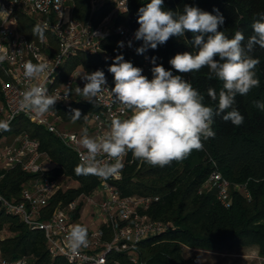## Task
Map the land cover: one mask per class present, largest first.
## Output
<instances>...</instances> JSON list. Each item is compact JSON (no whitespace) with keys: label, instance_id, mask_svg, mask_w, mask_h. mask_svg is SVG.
<instances>
[{"label":"trees","instance_id":"trees-1","mask_svg":"<svg viewBox=\"0 0 264 264\" xmlns=\"http://www.w3.org/2000/svg\"><path fill=\"white\" fill-rule=\"evenodd\" d=\"M74 18L87 21L90 19L89 0H74ZM150 0H129L128 11L119 15L118 23H124L138 30V10ZM185 5L197 7L216 15L218 10L224 17L220 27L231 38L236 31H242L247 38L254 34L252 24L257 13L264 12V0H164V10L182 12ZM104 5L91 19L98 24L108 11ZM18 29L30 40H37L34 33L37 23L22 11L15 12ZM40 27V26H39ZM41 28V27H40ZM47 34L43 30V35ZM50 41L55 44L52 35ZM192 34L185 37H171L157 49H148L151 57H156V64L171 70L174 75H181L192 86L205 95V104L215 109L217 102L207 97V89L214 88L219 93L222 82L208 78V68L199 72L178 73L169 64L177 53L194 51L190 41ZM105 59L100 54H85L70 58L63 71L68 76L74 67L101 68L110 83L114 77L108 71L115 56L123 55L126 61L137 64L139 59L133 54L117 49L115 36L103 42ZM260 63L256 68L259 87L253 88L246 96L237 95L234 107L244 116L240 126L225 122L221 116L214 117L212 125L215 137L204 142L203 150L193 151L186 159L165 167L152 166L143 161L126 162L122 169V179L117 187L123 196H158L146 212L167 228L136 245L137 261L131 262L129 254L117 256L122 264H191L192 259L185 256L187 249L223 251L257 247L261 264H264V111L253 107L254 101L264 102V49L256 46L252 53ZM73 109L81 112L79 119L70 122ZM89 103H73L64 113L65 122L61 128L78 130L83 125L86 112L96 111ZM9 127L15 133L27 131L38 138L40 148L46 151L55 167L49 174L55 177L77 181L78 189L60 190L50 202V210L56 205L66 204L78 193H90L99 183L95 175H78L75 168L80 164L74 151L66 148L57 137L44 127L33 124L23 116H18ZM8 127V128H9ZM7 128V129H8ZM45 130H44V129ZM129 156L132 157L131 152ZM213 169H217L230 182V206L225 207L217 198L216 190L207 183ZM32 175L13 168L5 173L0 182V191L6 196L18 197L21 189ZM65 180V179H64ZM74 214V217H76ZM8 234L0 240L3 257L16 259L28 256L33 264H56L50 256L44 234L31 231L19 218L11 216L0 219V231ZM113 264V262H109Z\"/></svg>","mask_w":264,"mask_h":264},{"label":"built area","instance_id":"built-area-1","mask_svg":"<svg viewBox=\"0 0 264 264\" xmlns=\"http://www.w3.org/2000/svg\"><path fill=\"white\" fill-rule=\"evenodd\" d=\"M128 3L129 0H89L90 19L81 21L74 18V0H0V56L6 57L0 62V124L8 128L18 116H23L52 133L66 148L74 151L81 162L80 153L85 149L80 140L84 130H87L90 137L102 135L109 130L112 119H124L131 113H122L119 103L114 102L108 92H104L93 102H87L97 110L85 113L81 128H61L60 125L66 120L60 111L85 99L82 93L76 91L77 87L82 89L86 83L83 76L102 70L80 65L63 77L67 61L80 54H100L105 59H111L112 56L104 55L102 46L104 40L114 35L117 49L136 56L139 61L133 66L141 68L142 74L149 80L153 78L151 69L154 65L148 50L144 54L136 52V48L143 43L134 39L136 30L124 23L117 24L119 15L128 11ZM104 5L109 10L98 24H94L91 17ZM17 11L24 12L47 32L44 39L39 37L30 40L18 29ZM49 35H52L54 45ZM129 41H132V47H128ZM119 42H124L123 48L118 46ZM29 61L33 64L47 63L49 71L31 81L26 79L23 65ZM106 80L109 89L114 87L107 77ZM34 85L45 86L48 94L53 96H63L67 91L69 97L58 100L43 115L21 110V94ZM74 121L76 119L73 120L71 116L70 122ZM6 131L0 130V182L5 173L13 168H19L32 175V178L21 189L18 197H6L0 191V209L9 216L19 218L31 231H41L53 260L57 261L61 257L65 260L63 264H122L117 256L129 254L130 261L135 263L136 245L167 228L166 224L154 220L146 212L153 202L159 200L158 196H123L120 193L116 183L122 179V171L106 182L98 177L99 183L90 193H78L68 203L56 205L50 210L52 199L61 189H70L73 181L64 178V182L61 177L49 174V169L55 167V164L49 154L41 150L38 138L27 131L9 136ZM98 158L107 159L103 154ZM122 162L123 165L126 162L132 163L133 158L128 153ZM207 183L215 188L221 204L229 207L230 182L221 172L213 169ZM86 211L90 213L87 221L90 226H96L95 229L86 227L82 222ZM76 213L78 215L74 217ZM76 224L87 228L89 239L88 247L82 248L78 255L68 250L65 239L68 231ZM3 238L0 234V240ZM0 264H33V261L28 256L5 258L0 248Z\"/></svg>","mask_w":264,"mask_h":264},{"label":"clouds","instance_id":"clouds-1","mask_svg":"<svg viewBox=\"0 0 264 264\" xmlns=\"http://www.w3.org/2000/svg\"><path fill=\"white\" fill-rule=\"evenodd\" d=\"M163 5L164 0H150L139 8V28L134 39L143 43L136 48L137 54H144L149 48L155 50L171 37L191 33L194 51L177 53L169 64L178 73L208 68V78L222 82L218 94L214 88L207 89V97L217 102L216 107L207 106L205 95L188 80L156 64V57L151 58L154 67L151 69L153 78L149 80L141 68L126 61L123 55H117L108 68L114 77V87L109 89L104 72L96 70L83 76L86 83L76 91L90 102L108 92L114 102L119 103L122 113L131 114L124 119H112L109 130L102 135L90 137L84 130L80 144L85 151L80 153L81 162L75 168L78 175H95L106 182L121 173L123 158L129 152L133 160L165 167L186 159L194 150H203L204 142L216 135L212 127L215 116L235 126L243 124L244 116L234 104L237 95L246 96L260 85L255 71L260 61L252 53L256 46L264 49V12L254 17V34L245 43L242 31H236L229 38L220 30L225 21L218 10L213 15L185 5L182 12H173L164 10ZM34 33L44 39L39 26ZM118 46L123 48L124 42H119ZM128 47H132V41L128 42ZM5 59L0 56V62ZM23 68L25 78L30 81L49 71L47 63L31 61ZM68 97L67 91L63 96H53L45 86L34 85L21 94L19 107L43 115L58 100ZM253 107L264 111V102L254 101ZM72 111L73 120L79 119L80 110ZM0 130H7V126L0 124ZM102 154L107 159H99ZM65 239L68 250L78 255L82 248L88 247V230L83 225H73Z\"/></svg>","mask_w":264,"mask_h":264},{"label":"rangeland","instance_id":"rangeland-1","mask_svg":"<svg viewBox=\"0 0 264 264\" xmlns=\"http://www.w3.org/2000/svg\"><path fill=\"white\" fill-rule=\"evenodd\" d=\"M90 102L86 99L81 103ZM65 121L64 113H61ZM81 128V127H80ZM44 129V128H43ZM45 130V129H44ZM15 131L12 127H9L6 131V135H12ZM61 181H64L61 177ZM65 182V181H64ZM80 186L79 182L73 181L70 185V188L78 189ZM11 217L7 215L6 212H3L0 209V219H5ZM88 213L85 212L82 222L86 227H91L95 229L96 226H90V222L87 221ZM1 237H5L8 234L6 229L0 231ZM186 257L192 259L191 264H261V258L258 256L257 247H248L245 249H234V250H223V251H207L199 249H187L185 252ZM65 260L59 257L56 261V264H63Z\"/></svg>","mask_w":264,"mask_h":264},{"label":"crops","instance_id":"crops-1","mask_svg":"<svg viewBox=\"0 0 264 264\" xmlns=\"http://www.w3.org/2000/svg\"><path fill=\"white\" fill-rule=\"evenodd\" d=\"M87 213H88V217H89L90 213H89V212H87ZM84 214H85V213H84ZM88 217H87V218H88ZM257 252H258V250H257Z\"/></svg>","mask_w":264,"mask_h":264}]
</instances>
